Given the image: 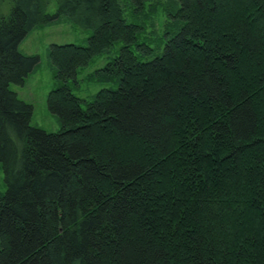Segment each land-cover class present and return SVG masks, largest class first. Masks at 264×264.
<instances>
[{
  "label": "trees",
  "instance_id": "1",
  "mask_svg": "<svg viewBox=\"0 0 264 264\" xmlns=\"http://www.w3.org/2000/svg\"><path fill=\"white\" fill-rule=\"evenodd\" d=\"M51 1L0 0V264H264V0ZM62 14L47 131L11 86ZM118 44L117 87L64 83Z\"/></svg>",
  "mask_w": 264,
  "mask_h": 264
},
{
  "label": "rangeland",
  "instance_id": "2",
  "mask_svg": "<svg viewBox=\"0 0 264 264\" xmlns=\"http://www.w3.org/2000/svg\"><path fill=\"white\" fill-rule=\"evenodd\" d=\"M11 0H3L4 11H8ZM57 3L52 0L48 6L50 14L57 12ZM92 29L85 28L66 14L60 15L54 21L37 25L30 31L19 45L24 54L36 55L39 62L35 69L26 78L23 85L13 84L11 88L19 97L33 105L32 125L47 131H57L61 128V121L56 113H53L47 104L48 93L56 85L64 80L55 77V66L50 59V46L54 43H78L87 44ZM120 44L109 51L95 56L87 65L78 68L74 77L66 82L79 97L89 99L101 88L117 87L112 79L111 71L100 69L109 61H112L119 50ZM152 58L153 56H148ZM102 73L98 75V73ZM7 189L5 173L0 162V195Z\"/></svg>",
  "mask_w": 264,
  "mask_h": 264
}]
</instances>
